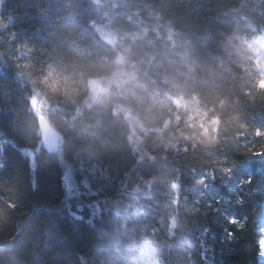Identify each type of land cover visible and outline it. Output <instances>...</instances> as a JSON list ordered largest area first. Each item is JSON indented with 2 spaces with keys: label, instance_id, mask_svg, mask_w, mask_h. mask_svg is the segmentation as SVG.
<instances>
[{
  "label": "trees",
  "instance_id": "1",
  "mask_svg": "<svg viewBox=\"0 0 264 264\" xmlns=\"http://www.w3.org/2000/svg\"><path fill=\"white\" fill-rule=\"evenodd\" d=\"M100 1L0 0V264H260L264 0Z\"/></svg>",
  "mask_w": 264,
  "mask_h": 264
},
{
  "label": "rangeland",
  "instance_id": "2",
  "mask_svg": "<svg viewBox=\"0 0 264 264\" xmlns=\"http://www.w3.org/2000/svg\"><path fill=\"white\" fill-rule=\"evenodd\" d=\"M94 2H96L95 3L96 5H97V3L101 5L100 0H94ZM104 5H105V3H102V6H104ZM96 30H97L96 31L97 34L106 43H108L112 46H116V38L117 37H116L114 32L110 31L107 27H104V26H97ZM231 41H234V40H231ZM234 44L235 43H233V42L229 43V46L232 49V53L234 52L235 55H237V56L240 55V58H242L243 60L249 59L251 61V66L254 68V70H255V67L257 66L256 67L257 70L254 71L256 77L259 78L260 81L262 79H264V39L261 41L255 40L253 42H250L249 45H247V44L243 45L242 44L243 45L242 47H244V50L240 46H239V48L233 46ZM242 51H244V53H242ZM256 62H258V63L255 66ZM107 86H109V80L108 79L99 78V79L91 80L88 83V88H89V92H90L91 97L94 98L95 96L99 95V93L102 92ZM168 102H169V104L172 103V105L178 106L183 110L189 109V111H191V110H194L196 108V106L191 104V103L186 104L180 96H172V98L169 99ZM32 105H33V112L37 111L36 117H38L40 115V114H38L39 112H43V113L49 115L51 112L56 111V109H54L53 107H49L43 101H39V99L36 97L32 100ZM190 117L193 119L196 118V117H194L192 112L190 114ZM49 119H48V121H49ZM59 138H60V136H59ZM58 146H56V147L58 148ZM57 148H55V150H57ZM26 153L31 154L32 152L29 151ZM65 186H66L67 194H69V195L72 194L73 184H72L69 176H66V178H65ZM260 227H261L260 234H259L260 239L258 240L257 244H258V251H261V260L264 263V254H262V253H264V249L261 248V245L259 243L260 240L264 239V220L262 221Z\"/></svg>",
  "mask_w": 264,
  "mask_h": 264
},
{
  "label": "water",
  "instance_id": "3",
  "mask_svg": "<svg viewBox=\"0 0 264 264\" xmlns=\"http://www.w3.org/2000/svg\"><path fill=\"white\" fill-rule=\"evenodd\" d=\"M38 128L41 135L42 145L47 148H52L56 145L58 134L48 123L38 118Z\"/></svg>",
  "mask_w": 264,
  "mask_h": 264
},
{
  "label": "bare ground",
  "instance_id": "4",
  "mask_svg": "<svg viewBox=\"0 0 264 264\" xmlns=\"http://www.w3.org/2000/svg\"><path fill=\"white\" fill-rule=\"evenodd\" d=\"M35 113V115L37 114V111H35L34 112ZM38 114H40L37 118H39V119H42V120H44L46 123H48L51 127H52V125H51V123L48 121V119L50 118V117H55V115H56V111H54V112H51L49 115L48 114H45V113H43V112H39ZM37 124H38V119H37ZM55 130V129H54ZM57 133V132H56ZM58 134V133H57ZM40 137H41V135H40ZM58 137H59V135H58ZM61 144V138H58V140H57V143H56V145L54 146V147H52V148H47V147H45L46 149H47V151L48 152H51L50 151V149H55V148H57L56 146H60V144ZM58 146V147H59ZM30 159L33 157V153H31V154H28V153H25Z\"/></svg>",
  "mask_w": 264,
  "mask_h": 264
},
{
  "label": "snow or ice",
  "instance_id": "5",
  "mask_svg": "<svg viewBox=\"0 0 264 264\" xmlns=\"http://www.w3.org/2000/svg\"><path fill=\"white\" fill-rule=\"evenodd\" d=\"M261 155H264V153H261ZM250 182H251V181H249V183H250ZM229 222L232 223V224H235V223H236V220H235V219H232V220H230ZM259 243H260V245H261V248L264 249V239L260 240ZM262 254H264V253H262Z\"/></svg>",
  "mask_w": 264,
  "mask_h": 264
},
{
  "label": "clouds",
  "instance_id": "6",
  "mask_svg": "<svg viewBox=\"0 0 264 264\" xmlns=\"http://www.w3.org/2000/svg\"><path fill=\"white\" fill-rule=\"evenodd\" d=\"M260 87H261L262 89H264V79L261 80V82H260ZM205 131H207V130L205 129Z\"/></svg>",
  "mask_w": 264,
  "mask_h": 264
}]
</instances>
